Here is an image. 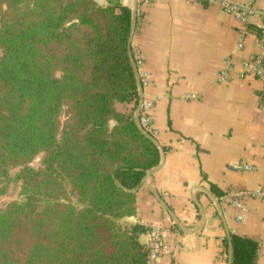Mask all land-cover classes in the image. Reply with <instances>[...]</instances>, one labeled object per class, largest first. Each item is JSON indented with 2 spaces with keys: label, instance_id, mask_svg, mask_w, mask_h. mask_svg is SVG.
<instances>
[{
  "label": "trees",
  "instance_id": "16d2710c",
  "mask_svg": "<svg viewBox=\"0 0 264 264\" xmlns=\"http://www.w3.org/2000/svg\"><path fill=\"white\" fill-rule=\"evenodd\" d=\"M132 15L122 0H0V197H23L0 205V264H148L150 227L130 219L162 154L118 109L140 102ZM231 239L232 264H255L258 243Z\"/></svg>",
  "mask_w": 264,
  "mask_h": 264
},
{
  "label": "crops",
  "instance_id": "0c3cea01",
  "mask_svg": "<svg viewBox=\"0 0 264 264\" xmlns=\"http://www.w3.org/2000/svg\"><path fill=\"white\" fill-rule=\"evenodd\" d=\"M229 1L255 13L245 22L206 0H138L132 51L165 156L138 189L132 220L164 229L167 250L154 264H230L232 235L256 241L264 264V197L251 194L264 190V84L245 72L261 52L264 0ZM122 2L133 13L135 0Z\"/></svg>",
  "mask_w": 264,
  "mask_h": 264
},
{
  "label": "built area",
  "instance_id": "2783aa9c",
  "mask_svg": "<svg viewBox=\"0 0 264 264\" xmlns=\"http://www.w3.org/2000/svg\"><path fill=\"white\" fill-rule=\"evenodd\" d=\"M206 1L215 2L219 4L227 13L231 14L234 18L240 21L247 22L248 18L255 13V8L251 4L247 6H239L233 4L229 0H206ZM258 29H259V42L261 46V52L252 60L247 62V64L245 65V72L247 74L256 76L257 78L262 80L264 84V13L262 15V22L258 27ZM135 58L137 59V61H140L141 54L139 51L135 53ZM145 82H146V78H145ZM151 108H152V102L144 101L139 125L143 130L147 131L151 135H156L155 131L150 127V123H149L150 122L149 112ZM260 108L264 110V87L261 95ZM232 168L237 171H250L252 169L251 166H245L242 164L234 165L232 166ZM251 194L256 197H264V190H257L251 192ZM238 207L240 208L241 211L243 212L246 211V208L243 205L238 204ZM238 219L243 220V216L238 215ZM148 244L151 247V253L148 264H154L161 259V257L166 253L167 250L166 235L162 227L160 226L150 227V230L148 232Z\"/></svg>",
  "mask_w": 264,
  "mask_h": 264
},
{
  "label": "water",
  "instance_id": "95a60500",
  "mask_svg": "<svg viewBox=\"0 0 264 264\" xmlns=\"http://www.w3.org/2000/svg\"><path fill=\"white\" fill-rule=\"evenodd\" d=\"M96 1L100 5H104L105 2H106V0H96ZM137 9H138V0H135V6H134V9H133V15H132L131 35H130V39H129V50H130V56H131V60H132V65H133L134 71L136 73V77H137L138 84H139L140 104H139V107H138V109H137V111L135 113L134 121L138 125V127L142 130V132L148 138H150L159 147V149L161 150L162 155L165 156L164 149L162 148V146L160 145V143L158 142V140L156 139V137L152 136L150 133H148L147 131L143 130L140 127V125H139V121H140V118H141V112H142V108H143V104H144L143 85H142V80H141V77H140V74H139V70H138V66H137L136 60L134 59V56H133V53H132V41H133V37H134L135 31H136V26H137ZM113 124L114 123H112V125ZM155 194L158 197V199L160 200V202L162 203V205L173 216V218H174L175 222L177 223V225L184 230V227L182 226L181 222L174 216L173 212L168 208V206L166 205V203L160 198V196L158 195V193L155 192ZM230 264H232V260H230Z\"/></svg>",
  "mask_w": 264,
  "mask_h": 264
},
{
  "label": "rangeland",
  "instance_id": "374dc122",
  "mask_svg": "<svg viewBox=\"0 0 264 264\" xmlns=\"http://www.w3.org/2000/svg\"><path fill=\"white\" fill-rule=\"evenodd\" d=\"M135 110L137 111V107L135 108ZM136 111H135V113H136ZM135 113H134V116H135ZM152 136L156 137L155 135H152ZM22 199H23V197L20 196L19 189L18 188H15V189L12 188L6 196L0 197V205H3V204H5L11 200H22ZM130 221L134 222L132 220V218L130 219Z\"/></svg>",
  "mask_w": 264,
  "mask_h": 264
}]
</instances>
